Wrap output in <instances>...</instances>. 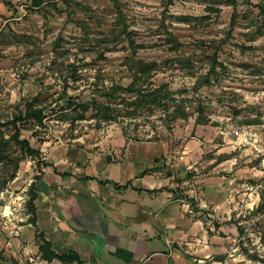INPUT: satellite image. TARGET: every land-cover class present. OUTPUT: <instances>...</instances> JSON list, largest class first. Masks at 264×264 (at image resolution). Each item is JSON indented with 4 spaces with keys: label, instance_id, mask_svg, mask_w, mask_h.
<instances>
[{
    "label": "rangeland",
    "instance_id": "374dc122",
    "mask_svg": "<svg viewBox=\"0 0 264 264\" xmlns=\"http://www.w3.org/2000/svg\"><path fill=\"white\" fill-rule=\"evenodd\" d=\"M128 57L161 64L151 82L189 99L188 119L168 126L163 112L143 110L98 122L93 110L85 119L61 110L67 95L108 102L100 89L132 81ZM120 93L112 105L131 96ZM36 97L45 126L24 123L23 137L42 158L55 146L80 148L107 136L122 150L125 128L137 154L129 166L166 170L175 198L197 223L199 253L179 248L186 263L264 264V161L255 151L264 147V0H238L235 7L226 0H48L39 9L29 0H0V121ZM199 104L207 124L197 122ZM11 154L21 156L17 148ZM40 163L36 156L21 161L12 179L14 165L0 163L7 201L29 190ZM135 196L140 205L153 203L148 193ZM168 240L154 239L152 249L170 253ZM96 263L119 264L109 254L90 262Z\"/></svg>",
    "mask_w": 264,
    "mask_h": 264
},
{
    "label": "crops",
    "instance_id": "0c3cea01",
    "mask_svg": "<svg viewBox=\"0 0 264 264\" xmlns=\"http://www.w3.org/2000/svg\"><path fill=\"white\" fill-rule=\"evenodd\" d=\"M121 143L119 150V144L107 136L80 148L50 149L42 158L48 165L32 179L38 194L37 223L26 222L19 237H11L0 224V264H51L40 259L38 233L45 235L57 253L76 251L86 264L104 254L119 264H153V260L154 264H178L176 259L188 264L179 248L184 245L188 253L194 247L199 253L197 223L186 214L187 205L175 198L166 170H135L129 166L137 155L134 144L125 137ZM147 155L136 157L147 160ZM114 162L130 170H110ZM136 193H148L153 203L140 205ZM169 236L170 253L152 249L154 239ZM30 251L38 254L32 255L34 261L28 259Z\"/></svg>",
    "mask_w": 264,
    "mask_h": 264
},
{
    "label": "trees",
    "instance_id": "16d2710c",
    "mask_svg": "<svg viewBox=\"0 0 264 264\" xmlns=\"http://www.w3.org/2000/svg\"><path fill=\"white\" fill-rule=\"evenodd\" d=\"M33 9H39L45 5L48 0H29ZM116 1V0H113ZM210 1V0H209ZM213 1V0H211ZM227 5L236 6L238 0H226ZM125 66L132 71V81L128 86L116 85L109 89H100L101 97L107 98L109 101L99 100L98 98L79 101L72 96H66L64 103L60 105L61 110L70 108L78 113L79 119H85L86 113L90 110L95 111L94 118L101 122L103 120L120 121L121 118L128 116L136 118L143 110L154 114L157 111L163 112L161 119H163L169 126L171 123L179 119H188L186 102L189 99L184 98L179 100L176 94L169 89L168 85H161L155 87L151 82L153 73L160 68L158 61H147L135 57H128L123 62ZM120 91H125V95H131L129 98H124L120 104L112 105L110 102L115 98H121ZM183 92V90L181 91ZM124 96V95H123ZM39 98L36 97L32 101L25 104V108L20 113H15L13 118L4 122L0 121V163L3 167L14 165V172L10 178L15 177L21 161L36 156L43 166L48 164L42 160V152L40 149L34 148L30 140L23 137V130L26 128L24 123H34L35 126H45L47 115L45 108L37 107ZM204 106L199 104V116L197 122L199 124H207L208 119L204 114ZM3 127L8 128V132H3ZM124 136L129 141L130 137L125 128ZM135 140L138 138H134ZM17 148L21 152L20 157H13L11 152ZM7 180L0 183V192L4 190ZM29 199L26 204V212L29 214L28 223L36 225V206L35 201L38 198L36 193V183L32 182L28 190ZM264 206V201L260 207ZM42 244L39 246V254L43 261L51 264H86L82 256L76 251H69L67 253L59 254L53 249V245L48 241L43 233H38Z\"/></svg>",
    "mask_w": 264,
    "mask_h": 264
},
{
    "label": "built area",
    "instance_id": "2783aa9c",
    "mask_svg": "<svg viewBox=\"0 0 264 264\" xmlns=\"http://www.w3.org/2000/svg\"><path fill=\"white\" fill-rule=\"evenodd\" d=\"M255 151L264 161V147H256ZM26 192H28V189L22 190L15 198L11 197L9 201L4 197L6 192H0V224L11 237H19L23 225L28 221ZM30 253L33 252L30 251L27 254L30 256V260L34 261Z\"/></svg>",
    "mask_w": 264,
    "mask_h": 264
}]
</instances>
